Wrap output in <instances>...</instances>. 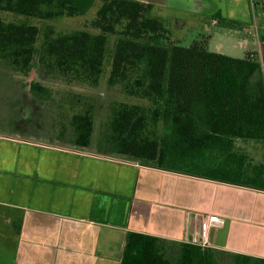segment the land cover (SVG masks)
<instances>
[{"label": "trees", "instance_id": "obj_1", "mask_svg": "<svg viewBox=\"0 0 264 264\" xmlns=\"http://www.w3.org/2000/svg\"><path fill=\"white\" fill-rule=\"evenodd\" d=\"M95 3L0 0V130L15 115L22 119L16 112L27 92L52 109L53 141L264 190V35L260 57L210 51L199 40L184 47L142 0H100L87 27L70 32L46 23L89 14ZM107 55L106 84L121 99L95 136L96 102L72 89L97 87ZM120 264L264 259L131 231Z\"/></svg>", "mask_w": 264, "mask_h": 264}, {"label": "crops", "instance_id": "obj_2", "mask_svg": "<svg viewBox=\"0 0 264 264\" xmlns=\"http://www.w3.org/2000/svg\"><path fill=\"white\" fill-rule=\"evenodd\" d=\"M142 1L237 28L255 8ZM131 231L264 259V190L0 130V264H120Z\"/></svg>", "mask_w": 264, "mask_h": 264}, {"label": "rangeland", "instance_id": "obj_3", "mask_svg": "<svg viewBox=\"0 0 264 264\" xmlns=\"http://www.w3.org/2000/svg\"><path fill=\"white\" fill-rule=\"evenodd\" d=\"M168 4H183L180 0H167ZM252 6V21L242 25L241 28L227 26L221 23H209L199 16H181L178 11H170L162 7L155 6L154 14L167 19L169 29L172 33V40L177 41L181 46L189 47L195 41H205L206 46L210 51H215L221 54L243 58L248 52L255 53L256 57H260V37L264 35V0H251ZM100 4V0H96L95 6L89 11V14L68 18L66 16L47 21L46 23L52 26L56 32H70L82 28H86L90 19L94 17L96 10ZM209 20V19H208ZM179 22V23H178ZM113 38L111 37V40ZM108 53L112 48L111 42L108 44ZM111 66L108 55L104 61L103 74L101 81L95 88H86L85 86H75L72 90L83 94L85 97H92L96 102V131L94 135H98L100 127L107 122V118L111 112V103L114 100H119L120 92L108 90L107 77L110 74ZM56 83V82H53ZM51 85V84H50ZM54 86V85H51ZM63 86V85H62ZM24 104L22 110H17L16 114H21L22 119L8 120L5 126L1 129H19L27 132V134L36 138H45L52 140L54 138L52 130L53 111L51 108L37 103V99L30 93H24ZM8 123H11L8 125ZM257 161H261L259 158Z\"/></svg>", "mask_w": 264, "mask_h": 264}, {"label": "built area", "instance_id": "obj_4", "mask_svg": "<svg viewBox=\"0 0 264 264\" xmlns=\"http://www.w3.org/2000/svg\"><path fill=\"white\" fill-rule=\"evenodd\" d=\"M211 219L213 220V221H216V222H218L219 220H218V218L216 217V216H211Z\"/></svg>", "mask_w": 264, "mask_h": 264}]
</instances>
